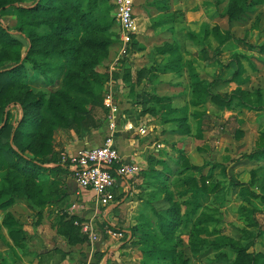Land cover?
<instances>
[{
    "label": "rangeland",
    "instance_id": "1",
    "mask_svg": "<svg viewBox=\"0 0 264 264\" xmlns=\"http://www.w3.org/2000/svg\"><path fill=\"white\" fill-rule=\"evenodd\" d=\"M133 3L139 33L128 55L113 67L115 48L114 44L110 46L96 70L107 74V79L102 87L93 84L102 98L107 92L112 93L121 117L145 130L144 135L127 131L142 152V170L129 179L137 190L132 198L134 207L119 214V224L127 227L128 233L118 234L112 250L104 253H91L96 243L90 245L85 239L90 257L84 256L85 262L74 258L72 264H240L243 254L252 253L260 255L258 264H264V159L244 157L256 149L264 131V108L247 111L239 109L235 101L227 109L208 101L203 125L198 130L188 105L190 67L210 85L213 94H230L239 88L248 96L259 92L264 100V55L249 46L264 45V0ZM3 24L14 28L15 14H6ZM215 32L223 39L220 47ZM168 46L178 48L179 73H169L164 68L169 56L161 50ZM234 57L245 70L242 78L246 83L241 86L231 82L236 71ZM28 82L33 90L48 93L45 81L33 72L28 73ZM183 108L187 109L184 126V115L179 112ZM95 113L102 117L99 110ZM184 160L189 170H184ZM160 162L169 171L164 179L155 178L164 167ZM186 175L196 179L210 175L209 182L218 189L212 195L199 197L200 208L193 221L203 218L201 227L195 228L191 222L167 236L158 226L156 216H166L165 212L174 204L183 211L182 202L188 198L182 195L186 189L182 179ZM1 176L0 173V180ZM157 179H161L162 186ZM231 179L241 186L234 189ZM241 188L260 198L242 196ZM9 211L19 222L26 241L23 248L15 247L0 227V264H37L40 253L50 246L61 247L55 239L65 238L55 230L57 223L50 219V207L42 211L43 219L38 224L36 211L24 201H17ZM63 214L67 215L64 210ZM2 216L3 213L0 223ZM92 224L97 233L101 231L107 237L105 223L95 220ZM61 257L65 258V254H58L57 258Z\"/></svg>",
    "mask_w": 264,
    "mask_h": 264
},
{
    "label": "trees",
    "instance_id": "2",
    "mask_svg": "<svg viewBox=\"0 0 264 264\" xmlns=\"http://www.w3.org/2000/svg\"><path fill=\"white\" fill-rule=\"evenodd\" d=\"M10 12L16 16L14 28L3 24V17ZM116 35L113 7L108 0H0V214L3 213L0 227L6 230L15 247L23 248L26 239L9 209L17 201H24L36 211V224L40 223L42 211L58 195L55 182L49 183L44 178L57 173L70 175L69 166L60 164L54 152V134L63 130L85 137L104 125L107 109L93 84L102 87L107 79V74L96 70L115 43ZM214 36L219 47L223 45L220 34L215 32ZM249 46L264 55V45ZM161 53L169 56L164 65L166 72L179 73L178 48L168 46ZM234 62L236 71L231 82L241 86L246 83L242 78L245 70L237 57ZM29 72L45 81L48 93L35 91L28 85ZM189 77L188 105L198 130L203 125L208 101L227 109L235 101L239 109L247 111L258 112L264 108L259 92L248 96L237 88L230 94H213L210 85L200 79L192 67ZM96 110L101 112V118L96 116ZM186 111V108L179 111L184 115L182 126ZM236 135L239 137L238 133ZM244 157L264 159V131L256 149ZM159 164L164 167L155 178L164 179L169 171L163 162ZM183 167L190 169L185 160ZM209 178L210 175H201L199 179L186 175L182 179V186L186 188L182 195H188L182 202L183 211L174 204L165 212L166 216H156L158 226L167 236L180 225L194 222V227L199 228L204 224L203 218L194 221L193 218L200 208L199 197L212 195L218 189ZM156 182L163 185L161 179ZM231 184L234 189L241 186L232 179ZM239 193L260 198L247 188H241ZM79 221L78 217L67 218L63 214L57 226V233L70 245L85 242L80 228L74 225ZM242 256L240 264H258L260 259L255 253ZM53 258V254L40 255L37 264H53L52 261L57 264L64 259Z\"/></svg>",
    "mask_w": 264,
    "mask_h": 264
},
{
    "label": "built area",
    "instance_id": "3",
    "mask_svg": "<svg viewBox=\"0 0 264 264\" xmlns=\"http://www.w3.org/2000/svg\"><path fill=\"white\" fill-rule=\"evenodd\" d=\"M113 7L115 27V56L113 66L119 65L122 57H126L131 49L133 41L139 33V25L135 16L133 0H108ZM112 75V70L110 73ZM103 106L107 109L104 117L105 136L99 146L84 147L77 150L73 155L61 153L60 164H67L70 176L76 185L83 190H90L94 194V205L96 209L111 206L116 201L115 190L118 181L125 184L129 179L136 177L142 170L138 163L126 161L114 146V138L118 129L124 131H137L144 135L142 127H136L129 120H126L119 113V106L114 101L111 92H107L103 98ZM120 122L122 125L119 126ZM83 205L78 202L71 203L66 213L69 217L75 216L76 212L83 210ZM93 222H82L74 224L81 230L82 235L87 237L90 245L98 240L97 232L93 228ZM110 237H118V233L108 230Z\"/></svg>",
    "mask_w": 264,
    "mask_h": 264
},
{
    "label": "crops",
    "instance_id": "4",
    "mask_svg": "<svg viewBox=\"0 0 264 264\" xmlns=\"http://www.w3.org/2000/svg\"><path fill=\"white\" fill-rule=\"evenodd\" d=\"M105 126L88 136L85 137H77L75 134L71 133L65 134L62 131H58L54 134L53 137V149L55 154L59 157L61 153H66L67 155H73L77 150L84 147H95L99 146L103 142V138L105 136L104 131ZM131 135L122 130L120 127L115 134L114 138V146L118 149L120 155L126 160L140 164L142 162V152L139 151L140 145L136 144L137 140H134ZM141 166V165H140ZM142 168V167H141ZM44 180L49 183L55 182L56 188L58 190L57 197L54 198L52 204L48 205L45 209L49 208L53 211L51 216V221L58 226L61 221L62 210L66 213L68 206L73 202H78L83 205V210L76 212L75 217H78L80 221L89 222H103L105 223V238L104 234L99 231L97 233L98 240L95 242L96 245L91 249L92 252L104 253L106 251L112 250L114 247L115 238L109 237L106 232L107 228L111 227L118 234H126L128 233L127 227L124 225L121 226L119 224L120 221V212L124 210L129 211L133 209V197L134 192H136V187L133 182L130 180L125 184H121L119 181L117 183V187L115 190L116 201L111 206L106 208L96 209L94 205V194L90 190L80 189L72 177L69 174L65 173H57L56 175H47ZM126 213V212H125ZM124 213V214H125ZM67 214V213H66ZM43 216V215H42ZM60 216V217H59ZM43 219V217H42ZM41 219V220H42ZM41 222V221H40ZM55 226V227H56ZM54 227V229H55ZM56 230V229H55ZM122 231V233L119 232ZM97 232V231H96ZM54 234L56 235L55 231ZM84 236V235H83ZM85 237V236H84ZM60 238V237H59ZM87 239V237H85ZM61 247L56 246L54 248H50L41 255L53 254L54 258L57 261L58 254H65V258L57 264H72V260L77 258L78 260H83L85 256L87 259L90 257L89 248H87L86 244H75L70 245L66 239H55ZM88 242V240H87ZM89 243V242H88ZM93 245V244H92ZM81 254V257H80ZM38 256V257H39ZM38 259V258H37Z\"/></svg>",
    "mask_w": 264,
    "mask_h": 264
}]
</instances>
